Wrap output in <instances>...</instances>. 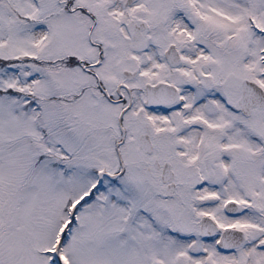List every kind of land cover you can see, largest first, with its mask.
Returning a JSON list of instances; mask_svg holds the SVG:
<instances>
[{
    "label": "snow or ice",
    "instance_id": "obj_1",
    "mask_svg": "<svg viewBox=\"0 0 264 264\" xmlns=\"http://www.w3.org/2000/svg\"><path fill=\"white\" fill-rule=\"evenodd\" d=\"M0 264H264V0H0Z\"/></svg>",
    "mask_w": 264,
    "mask_h": 264
}]
</instances>
